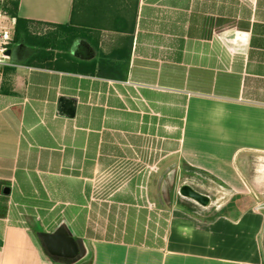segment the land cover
<instances>
[{
  "label": "crops",
  "instance_id": "crops-1",
  "mask_svg": "<svg viewBox=\"0 0 264 264\" xmlns=\"http://www.w3.org/2000/svg\"><path fill=\"white\" fill-rule=\"evenodd\" d=\"M75 5L19 0L35 55L0 63V264H264L243 168L264 158V0H136L126 28ZM184 168L238 207L185 210ZM54 233L77 258H49Z\"/></svg>",
  "mask_w": 264,
  "mask_h": 264
},
{
  "label": "rangeland",
  "instance_id": "rangeland-1",
  "mask_svg": "<svg viewBox=\"0 0 264 264\" xmlns=\"http://www.w3.org/2000/svg\"><path fill=\"white\" fill-rule=\"evenodd\" d=\"M136 0H76L75 16L77 20L85 26L91 27H129L132 24L136 12ZM4 59V56H1ZM243 168L258 179L253 182V194L258 195L264 201V158L252 155L245 156ZM184 168L181 183L190 186L198 193L206 196L210 200V205L206 208L204 216L212 219L216 213L225 214L229 211V206L235 208L240 204V199L228 192H220L217 184L210 182L204 175ZM214 184V185H213ZM216 185V186H215ZM216 187L217 190L214 188ZM184 206L191 207L193 210L201 211L200 206L192 201L183 199L179 196L178 202ZM180 202V203H181ZM236 207V208H237ZM218 210V212H217ZM205 212V211H204Z\"/></svg>",
  "mask_w": 264,
  "mask_h": 264
},
{
  "label": "water",
  "instance_id": "water-1",
  "mask_svg": "<svg viewBox=\"0 0 264 264\" xmlns=\"http://www.w3.org/2000/svg\"><path fill=\"white\" fill-rule=\"evenodd\" d=\"M10 52L7 51L5 56L8 57ZM179 196L189 200L202 208L210 205L208 197L198 193L188 185H182L179 189ZM41 242L50 257L73 260L78 257L79 249L76 241L68 235L54 233L42 234ZM1 246V242H0Z\"/></svg>",
  "mask_w": 264,
  "mask_h": 264
},
{
  "label": "trees",
  "instance_id": "trees-1",
  "mask_svg": "<svg viewBox=\"0 0 264 264\" xmlns=\"http://www.w3.org/2000/svg\"><path fill=\"white\" fill-rule=\"evenodd\" d=\"M18 3L19 0H8V4H7V12L9 16L15 19V31H14L12 44L9 47L10 51H12L14 48L19 46L27 47V48L31 47L32 45H34V42L36 41L33 35L34 31L32 30L33 29L32 27L37 24L35 22L23 20L17 17ZM27 55L31 56L32 58L35 55V51L34 50L31 51V48H28ZM184 209L190 212L189 208L184 207ZM220 215L223 214L216 213L215 217H219ZM49 258L55 261L54 258L50 256Z\"/></svg>",
  "mask_w": 264,
  "mask_h": 264
},
{
  "label": "built area",
  "instance_id": "built-area-1",
  "mask_svg": "<svg viewBox=\"0 0 264 264\" xmlns=\"http://www.w3.org/2000/svg\"><path fill=\"white\" fill-rule=\"evenodd\" d=\"M8 0H0V63L1 56H5V53L9 46L12 44L15 19L10 17L7 12ZM264 209V205L259 204L256 210Z\"/></svg>",
  "mask_w": 264,
  "mask_h": 264
}]
</instances>
